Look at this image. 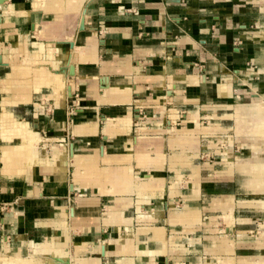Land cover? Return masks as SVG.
Returning a JSON list of instances; mask_svg holds the SVG:
<instances>
[{"label":"crops","instance_id":"0c3cea01","mask_svg":"<svg viewBox=\"0 0 264 264\" xmlns=\"http://www.w3.org/2000/svg\"><path fill=\"white\" fill-rule=\"evenodd\" d=\"M0 157L6 254L264 264V0H0Z\"/></svg>","mask_w":264,"mask_h":264},{"label":"bare ground","instance_id":"6f19581e","mask_svg":"<svg viewBox=\"0 0 264 264\" xmlns=\"http://www.w3.org/2000/svg\"><path fill=\"white\" fill-rule=\"evenodd\" d=\"M72 45V44H71ZM32 63L33 62H30V61H28V62H25L24 63V65L22 66V67H20V68H18L17 70L21 73V75L23 74V73H27L28 74V72L30 73V72H33V73H41V74H45V75H47V76H52V77H54V78H56V75H55V73L53 74V73H49L48 71H46V70H39V69H37V68H35V67H32ZM2 113H4V112H2ZM9 114V113H8ZM8 114H2L3 116H4V118L6 117V118H8V120H10V118H9V116H8ZM2 116V117H3ZM14 125H17L18 127H19V131L21 132V134H19L20 136H23V137H30V136H32L31 134H30V131H28L27 130V126L24 124V123H22V122H17V123H14ZM3 150V149H2ZM1 150V151H2ZM5 152H4V159H6V162L8 163V162H11V161H16V165H17V162L19 163H21L22 162V160H23V158H25V155H26V149L22 146V147H18V149L17 150H15V151H11V149L10 150H7L6 151V149L4 150ZM3 153V152H2ZM28 156V155H27ZM26 156V157H27ZM1 158V157H0ZM25 159H27V158H25ZM3 160V159H2ZM23 161H25V160H23ZM20 165V164H19ZM22 165V164H21ZM21 168V167H20ZM26 169V168H25ZM18 171V170H17ZM25 171V170H24ZM16 174V173H15ZM18 174V173H17ZM152 185H148V187L147 188H150ZM161 228H159V229H156V234L158 235V234H160L159 235V239L161 240V242L163 243V249L162 250H167V248H168V241H166L165 239H164V237L161 235ZM36 248L38 249V250H40V251H49V252H51L52 254H58L59 252H61L62 250V248L61 247H58V246H56L55 247V245H50V244H48V243H41V244H38L37 246H36ZM63 257V256H62ZM46 263V262H45ZM0 264H38V262H36V260L32 257V256H20L18 253L17 254H14V255H9V254H6L5 252H3V251H0ZM39 264H41V263H39ZM129 264H131V262H129Z\"/></svg>","mask_w":264,"mask_h":264},{"label":"rangeland","instance_id":"374dc122","mask_svg":"<svg viewBox=\"0 0 264 264\" xmlns=\"http://www.w3.org/2000/svg\"><path fill=\"white\" fill-rule=\"evenodd\" d=\"M237 180L239 181V178L237 177ZM247 196V195H246ZM248 215H250V213L248 212ZM214 228L216 226H213ZM223 228L224 226H217L216 228ZM182 227L180 226L179 230H181ZM226 231V229H222V233H224ZM202 238L200 231H195L194 235L191 237H195L196 241L193 242H188L186 239V236L184 237H180L179 241L180 244L184 245L186 250H179V257H178V263L179 264H222L221 262H217V258H215L214 256H202L200 254V250H202V243L203 241L199 239V237ZM192 240V239H191ZM189 249V252L187 251ZM193 249L195 250L196 255H192ZM191 250V251H190ZM243 252H249L248 250H243Z\"/></svg>","mask_w":264,"mask_h":264},{"label":"water","instance_id":"95a60500","mask_svg":"<svg viewBox=\"0 0 264 264\" xmlns=\"http://www.w3.org/2000/svg\"><path fill=\"white\" fill-rule=\"evenodd\" d=\"M68 74L73 75L74 74V66L71 64L69 65Z\"/></svg>","mask_w":264,"mask_h":264}]
</instances>
